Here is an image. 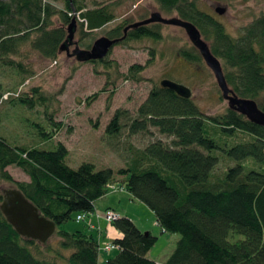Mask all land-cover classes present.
<instances>
[{"label": "trees", "instance_id": "obj_1", "mask_svg": "<svg viewBox=\"0 0 264 264\" xmlns=\"http://www.w3.org/2000/svg\"><path fill=\"white\" fill-rule=\"evenodd\" d=\"M59 1L0 0L1 64L29 70L14 58L26 45L44 58L57 60L62 44L68 41L73 18L78 19L83 37L117 19L119 1L102 4L94 0L90 7L88 0H64V8L57 5ZM156 2L161 9L195 23L222 61L230 87L240 97L256 100L264 110V12L234 37L215 15L200 7L198 0ZM149 17L124 19L107 34L121 38L119 43L162 39L165 23L156 20L131 27ZM180 54L191 62L205 63L192 42ZM87 61L109 62L106 58ZM146 66L132 65L128 76L140 80ZM7 93L31 108L45 106L51 120L48 97L39 87L23 94L20 89L6 92L3 98ZM123 114L121 109L115 112L106 129L109 135L121 132ZM151 128L172 139L151 142L127 167L118 170L99 169L91 162L71 167L66 161L69 149L63 142L54 150H46L12 146L0 137L1 178L15 183L57 224L59 238L58 248H53L48 244L51 239L41 242L23 237L0 209V264H100V240L82 230L63 229L62 225L74 213L95 211L96 201L108 193L116 173L126 177L127 190L151 208L165 231L181 234L167 264H264V125L231 108L208 115L192 97H182L160 82L130 123L132 133L149 132ZM238 131L248 134L249 140L231 145L229 137H222L232 138ZM218 151L236 164L214 179L220 162ZM10 165L23 169L30 180H15L7 170ZM113 225L121 235L111 239L118 248L104 264H157L148 255L157 241L155 235L143 231L129 216H121Z\"/></svg>", "mask_w": 264, "mask_h": 264}, {"label": "rangeland", "instance_id": "obj_2", "mask_svg": "<svg viewBox=\"0 0 264 264\" xmlns=\"http://www.w3.org/2000/svg\"><path fill=\"white\" fill-rule=\"evenodd\" d=\"M96 1L102 4L119 1V6L116 7L117 19L84 37L78 22L74 43L70 47L71 52L77 48L90 50L97 39L108 36L109 30L127 18L137 21L141 16L148 17L155 12L166 18L179 17L176 12L170 13L161 9L156 0ZM198 1L200 7L215 15L234 37H238L246 25L264 12V0ZM87 3L93 7L94 0H88ZM57 5L64 8L65 1L60 0ZM219 6L226 7V13L219 14L216 11ZM56 20L59 22L58 17ZM161 31L163 37L160 40L144 38L118 43L106 57L109 60L107 64L84 61L76 55H68L67 51H62L57 60L47 59L26 45L23 47V53L14 58L23 61L29 70L20 71L17 66L0 63V137L5 138L12 146L46 150H54L59 142H63L69 149L66 161L71 167L78 168L84 162H91L99 169L110 167L118 170L127 167L151 142L159 139L170 142L172 139L160 134L157 128H151L149 132L130 131L131 119L136 116L139 106L147 99L153 86L163 79L168 78L190 87L192 98L206 114L225 113L229 103L222 98V91L213 71L206 63L191 62L180 54L183 48L191 46L186 30L166 24ZM134 64L147 65L138 81L128 76L129 68ZM34 87H39L41 92L47 95L51 120L45 114V106L36 105L31 108L16 100L17 96L14 94L8 99L3 98L6 92L15 93L22 88L23 94ZM97 92L99 95L92 97ZM119 109L124 111L123 128L118 135H109L107 126ZM56 123H60V126L57 127ZM53 133L57 135L50 138ZM222 137L225 140L229 137L231 145L249 140V135L242 131L236 132L232 138ZM217 154L220 156V162L214 170V179L222 177L229 167L236 164L222 151ZM7 170L15 180L30 179L23 169L16 165H10ZM125 180V176L116 173L111 184L116 189H111V185L108 187V193L96 201L95 211L81 212L86 215L83 220H78L79 214L74 213L73 218L63 224L62 228L72 232L82 230L94 235L100 240L101 257H111L115 250L107 252L103 250V245L112 242L109 232L116 229L113 223L105 218L106 210L114 207L122 216L134 218L143 231L151 232L157 237L148 255L157 264H167L181 234L165 231L157 222L151 208L135 199L127 190ZM15 188V183L0 176L2 197ZM1 203L0 200V209ZM92 223L101 229L105 234L104 238H101L97 228H90ZM58 239L55 234L48 244L58 248ZM63 252L66 255L71 253Z\"/></svg>", "mask_w": 264, "mask_h": 264}, {"label": "water", "instance_id": "obj_3", "mask_svg": "<svg viewBox=\"0 0 264 264\" xmlns=\"http://www.w3.org/2000/svg\"><path fill=\"white\" fill-rule=\"evenodd\" d=\"M216 11L219 14H224L227 8L219 6L216 8ZM156 20L185 29L190 41L200 51L206 65L213 71L222 91L223 98L229 103V108L244 114L254 123L264 125V110L260 108L256 100L240 97L230 87L222 61L213 53L210 44L204 39L195 23L179 17L166 18L161 13L155 12L149 18L133 23L131 27L136 28L140 25L150 24ZM77 26L78 19L73 18L68 26V41L62 44L61 52L67 51L68 55H76L84 61L105 59L113 47L122 40L121 38L113 39L109 36H102L95 41L90 50H80L77 48L71 52L70 47L74 43ZM161 85L173 89L177 94L185 98H191L193 95L190 87L168 78L163 79ZM1 210L7 220L23 237L47 242L56 234L57 224L52 219L43 215L39 208L19 188L11 189L7 192L1 203Z\"/></svg>", "mask_w": 264, "mask_h": 264}, {"label": "built area", "instance_id": "obj_4", "mask_svg": "<svg viewBox=\"0 0 264 264\" xmlns=\"http://www.w3.org/2000/svg\"><path fill=\"white\" fill-rule=\"evenodd\" d=\"M9 95H11V93H7L5 95V97L6 98L9 97ZM110 188L114 189V190L116 189V187L114 185H111ZM84 218H85L84 214H79L78 217H77L78 220H83ZM105 218L107 219L108 222L112 223L113 221H115V220L120 218V213L117 212L114 209H109V210L106 211ZM117 248H118V246L116 244H114V243H106L105 245H103V249H105L107 251H110V250H113V249H117Z\"/></svg>", "mask_w": 264, "mask_h": 264}, {"label": "crops", "instance_id": "obj_5", "mask_svg": "<svg viewBox=\"0 0 264 264\" xmlns=\"http://www.w3.org/2000/svg\"><path fill=\"white\" fill-rule=\"evenodd\" d=\"M30 180V179H29ZM29 180H27V181H29ZM108 209H115L114 207H109ZM117 210V209H116ZM130 217V216H129ZM132 218V217H131ZM133 220H134V218H132ZM135 221V220H134ZM136 222V221H135ZM136 224H137V222H136ZM90 228L91 229H94V228H97L96 227V225L94 224V223H92L91 225H90ZM98 229V231H100V234H101V238H104L105 237V234L104 233H102L101 232V229H99V228H97ZM109 235H111V237H112V239L113 238H115V237H117V236H120L121 235V232L118 230V229H114V230H111L110 232H109ZM110 257V256H109ZM109 257L108 256H106V258L104 259V258H102L101 257V255H100V264H104L108 259H109Z\"/></svg>", "mask_w": 264, "mask_h": 264}, {"label": "bare ground", "instance_id": "obj_6", "mask_svg": "<svg viewBox=\"0 0 264 264\" xmlns=\"http://www.w3.org/2000/svg\"><path fill=\"white\" fill-rule=\"evenodd\" d=\"M20 90H22V88H21ZM9 97H10V95H9ZM9 97L6 98V97L4 96V98H6V99H8ZM110 185H111V184H110ZM107 210H109V209H107ZM107 210H106V211H107ZM114 210H116V209H114ZM116 211H117V210H116ZM117 212H118V211H117ZM119 213H120V212H119ZM80 214H82V213H80ZM85 216H86V215H85ZM121 216H122V215H121V213H120V217H121ZM77 217H78V216H77ZM112 223H113V222H112Z\"/></svg>", "mask_w": 264, "mask_h": 264}]
</instances>
